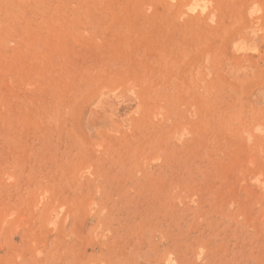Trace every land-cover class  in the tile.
<instances>
[{
    "label": "rangeland",
    "instance_id": "rangeland-1",
    "mask_svg": "<svg viewBox=\"0 0 264 264\" xmlns=\"http://www.w3.org/2000/svg\"><path fill=\"white\" fill-rule=\"evenodd\" d=\"M0 264H264V0H0Z\"/></svg>",
    "mask_w": 264,
    "mask_h": 264
}]
</instances>
